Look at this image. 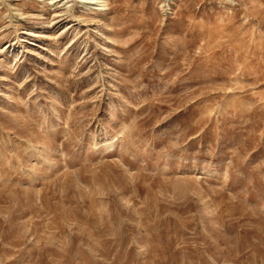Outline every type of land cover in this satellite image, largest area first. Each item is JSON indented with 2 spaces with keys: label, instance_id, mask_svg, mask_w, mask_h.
<instances>
[{
  "label": "rangeland",
  "instance_id": "1",
  "mask_svg": "<svg viewBox=\"0 0 264 264\" xmlns=\"http://www.w3.org/2000/svg\"><path fill=\"white\" fill-rule=\"evenodd\" d=\"M0 264H264V0H0Z\"/></svg>",
  "mask_w": 264,
  "mask_h": 264
},
{
  "label": "bare ground",
  "instance_id": "2",
  "mask_svg": "<svg viewBox=\"0 0 264 264\" xmlns=\"http://www.w3.org/2000/svg\"><path fill=\"white\" fill-rule=\"evenodd\" d=\"M97 4H98V3H97ZM101 4H103V2H100V3H99V6H100Z\"/></svg>",
  "mask_w": 264,
  "mask_h": 264
}]
</instances>
